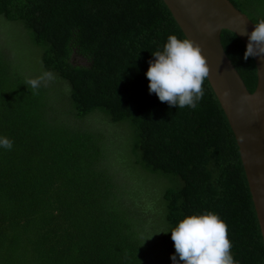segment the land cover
Masks as SVG:
<instances>
[{
	"label": "trees",
	"instance_id": "16d2710c",
	"mask_svg": "<svg viewBox=\"0 0 264 264\" xmlns=\"http://www.w3.org/2000/svg\"><path fill=\"white\" fill-rule=\"evenodd\" d=\"M230 2L264 19V0ZM0 20L21 27L32 55L0 38V137L13 141L0 147V264H173L170 231L205 212L227 224L236 264H264L240 149L208 78L195 109L149 92L152 53L186 38L163 0H0ZM222 44L255 92L245 44L228 30ZM44 72L53 79L34 93L26 81ZM113 125L130 129L133 168L164 181L153 229Z\"/></svg>",
	"mask_w": 264,
	"mask_h": 264
},
{
	"label": "water",
	"instance_id": "95a60500",
	"mask_svg": "<svg viewBox=\"0 0 264 264\" xmlns=\"http://www.w3.org/2000/svg\"><path fill=\"white\" fill-rule=\"evenodd\" d=\"M163 1L206 58L208 81L235 134L264 240V57H253L258 85L251 93L222 44V32L228 30L247 46L248 36L241 34H250L255 24L230 0Z\"/></svg>",
	"mask_w": 264,
	"mask_h": 264
},
{
	"label": "clouds",
	"instance_id": "9594fccd",
	"mask_svg": "<svg viewBox=\"0 0 264 264\" xmlns=\"http://www.w3.org/2000/svg\"><path fill=\"white\" fill-rule=\"evenodd\" d=\"M241 35L248 36L244 60L264 57V19L255 23L250 34ZM152 56L154 60H149L145 74L150 94L155 93L160 102L170 107L195 109L204 96L202 86L210 72L201 47L188 38L169 35L163 50L155 51ZM51 79L52 73L44 72L27 80L26 84L35 93L42 82ZM224 95L227 97L228 93ZM0 147L11 150L13 141L0 137ZM170 232L175 248L171 256L173 264H236L231 254L228 226L213 212L185 217Z\"/></svg>",
	"mask_w": 264,
	"mask_h": 264
},
{
	"label": "rangeland",
	"instance_id": "374dc122",
	"mask_svg": "<svg viewBox=\"0 0 264 264\" xmlns=\"http://www.w3.org/2000/svg\"><path fill=\"white\" fill-rule=\"evenodd\" d=\"M7 32L10 34L12 33L10 38L6 42L2 40L0 41V43L3 45V43L5 42L6 43V44L4 43L5 46H9L10 44L9 40H13L14 48L16 52L20 53L22 51L28 58L29 56L28 53L30 52V42L25 39L26 37L24 36L25 34L21 29V27L6 25L4 22H2V20H0V38L3 39V35H6L7 37ZM10 45H13V43L11 42ZM30 57H32V55H30L29 58ZM113 129L117 131L120 141H122L121 146H119L121 150V154L119 153L120 155L119 162L121 164L123 162L129 163L125 167L127 169L129 168L132 177L131 179L137 181V184L135 185L136 190L140 189V191L144 195H146L145 199L147 203L150 204L153 210H156L154 211V213L150 211V216H149V222H153L152 224H150L151 228L153 229L154 228L153 216L154 214H156L159 219L160 212L162 211L160 200L165 185L164 181L159 180L160 178L158 177L149 176L145 172L143 173V171H141L140 168H136L135 166L133 168V163L132 160L130 159L131 158L130 149L132 143L130 129L120 125H113ZM157 217L155 219H157Z\"/></svg>",
	"mask_w": 264,
	"mask_h": 264
}]
</instances>
